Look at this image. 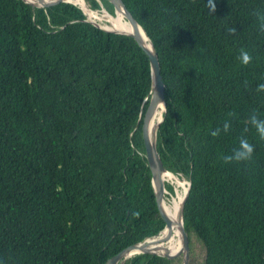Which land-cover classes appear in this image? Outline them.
<instances>
[{
  "label": "trees",
  "instance_id": "obj_1",
  "mask_svg": "<svg viewBox=\"0 0 264 264\" xmlns=\"http://www.w3.org/2000/svg\"><path fill=\"white\" fill-rule=\"evenodd\" d=\"M122 1L157 54L166 110L156 149L190 181L186 233L204 264H264V139L249 121L254 110L264 119V0H212L214 11L208 0ZM88 2L114 15L107 0ZM149 90L132 37L69 2L0 0V264H101L157 234L168 212L158 202V214L130 140ZM225 120L231 129L213 137ZM242 137L252 158L225 163ZM186 247L124 264H180Z\"/></svg>",
  "mask_w": 264,
  "mask_h": 264
},
{
  "label": "water",
  "instance_id": "obj_2",
  "mask_svg": "<svg viewBox=\"0 0 264 264\" xmlns=\"http://www.w3.org/2000/svg\"><path fill=\"white\" fill-rule=\"evenodd\" d=\"M25 3L31 5V6H37V7H51V6H58L63 3H72L76 4L74 0H22ZM78 5L81 9L82 12L85 15V20L93 24L94 26L106 31V32H112V33H119V34H125L130 37H132L138 47L142 50V52L146 55L148 62H149V69H150V90L148 93V96L146 97L147 104L145 107V110L143 114L140 116L138 119L133 131L131 132V145L137 155L140 157L142 160L143 164L146 165L148 168L150 174H151V184L154 190V195L156 199V205H157V210L159 214V206H158V201L156 197V187L162 186L164 189H166L170 196H171V206H173V203L177 201L178 206L176 209L177 213V232L179 235V240L181 242H187V247H186V254L188 250V239H187V233L184 228V223H183V206L184 202L186 200V197L188 195L189 191V186H190V181H187L186 187L183 192V196L181 200L178 199V190L176 186L173 183L172 178H175L176 180L181 181L179 177H177L175 174H173L171 171L167 170L161 159L160 156L157 152L156 149V132L157 129L161 123V117L163 120V113L165 112V84L163 82L162 76L160 74V68H159V62L157 58V54L152 46L153 51L149 52L142 41L140 40L137 31L139 28L143 30V32L146 34L145 30L139 25V23L136 21V19L132 16V14L129 12V10L126 8L122 0H107L110 4H112L114 8V14H116V11L121 13L128 23L130 30L129 31H120L118 29H113L104 25H101L96 22V17L91 15L89 3L86 0H80ZM101 12L102 15L103 13L107 14L110 16V14L105 10L104 7H101ZM147 36V34H146ZM150 44L152 45L149 37L147 36ZM157 120L155 126L153 128H150L151 123L153 121ZM141 134V145L136 141V136L138 134ZM143 133V134H142ZM168 214L165 215L164 217V222L161 225L160 230L157 233H161L164 231L167 223H168ZM155 235V234H154ZM148 236L143 238L141 241L131 244V245H125L123 249L126 251V255L122 257L120 260L118 259H111L110 262L108 260H104L101 264H113L115 262L121 261V262H127L133 258L139 257V258H144L148 259L151 256H156L154 254H134V252L131 250L132 247L142 243L144 240H146L149 237ZM158 253V252H156ZM160 255H163L161 253H158ZM164 256V255H163ZM172 255L171 254H166V258H170Z\"/></svg>",
  "mask_w": 264,
  "mask_h": 264
},
{
  "label": "bare ground",
  "instance_id": "obj_3",
  "mask_svg": "<svg viewBox=\"0 0 264 264\" xmlns=\"http://www.w3.org/2000/svg\"><path fill=\"white\" fill-rule=\"evenodd\" d=\"M75 2H77L76 4L79 5V2H81L80 0H74ZM88 2V1H87ZM82 3V2H81ZM92 5V4H91ZM96 19H98L96 17ZM102 20H104L106 23L102 24L104 26L113 28V29H118L120 31H129L130 27L128 25V23L126 22V20L124 19L123 15L121 13H119L118 11H116V14L114 15H107L105 13H103L102 15ZM137 34L140 38V40L142 41V43L144 44L145 48L149 51L152 52V45L150 44L146 34L143 32V30L141 28L138 29ZM164 114V113H163ZM157 120L153 121V123H151L150 128H153L156 124ZM167 169V168H166ZM168 170V169H167ZM171 171V170H170ZM174 185L176 186L177 190L179 185L181 184V181L176 180L175 178H172ZM156 197H157V201L167 210L168 212V223L164 229L163 232H159L157 234H155L153 237H149L146 240H144L142 243L132 247V251L134 252V254H154L156 252H161V251H165L167 248L175 245L176 243L181 242L179 240V235L177 232V213H176V209L178 206L177 201L173 203V206H171V200H169V198L171 199V196L169 194V192L164 189L162 186L156 187ZM168 193V196L165 194ZM178 199L181 200L183 193H179ZM165 200H167L168 202H166ZM126 251L125 249L122 250L121 252H119L118 254H116L115 256H113L112 258H110L108 261L110 262L111 259H118L120 260L122 257H124L126 255ZM113 263V264H122L123 262L118 261Z\"/></svg>",
  "mask_w": 264,
  "mask_h": 264
},
{
  "label": "clouds",
  "instance_id": "obj_4",
  "mask_svg": "<svg viewBox=\"0 0 264 264\" xmlns=\"http://www.w3.org/2000/svg\"><path fill=\"white\" fill-rule=\"evenodd\" d=\"M208 7L214 11L215 10V5L213 4L212 0H208ZM262 20H264V17H261ZM235 28H229V32H235ZM261 31H264V23L261 25ZM238 59L242 65H248L251 63L253 57L249 53V51L241 49L239 51ZM257 92H264V83H261L257 85ZM166 110V109H165ZM249 121L252 124V126L255 127L257 133L259 134L261 139H264V119H261L258 117L256 114L255 110L253 111V114L250 115ZM161 122L162 117H161ZM231 129V122L229 120H225L222 129L217 128L216 130L211 132V135L213 137L218 136L221 131L227 133ZM254 152V147L253 145L247 140V138H240L239 139V144L238 147L233 149L232 154L230 155H225L223 157L225 163H230L232 161H246L252 158ZM140 213L133 212L134 217H139Z\"/></svg>",
  "mask_w": 264,
  "mask_h": 264
},
{
  "label": "rangeland",
  "instance_id": "obj_5",
  "mask_svg": "<svg viewBox=\"0 0 264 264\" xmlns=\"http://www.w3.org/2000/svg\"><path fill=\"white\" fill-rule=\"evenodd\" d=\"M90 11L92 16H95L98 19L102 18L101 8L100 9L90 8ZM99 24L102 25L103 23H99ZM180 179H181V184L178 187V192L182 194L186 187L187 180L185 178H180ZM165 194L168 196V193ZM169 200L171 199L169 198ZM165 201L168 202L167 200ZM187 239H188L187 255L185 258H180V264H204L205 249L199 238L193 232H187Z\"/></svg>",
  "mask_w": 264,
  "mask_h": 264
}]
</instances>
